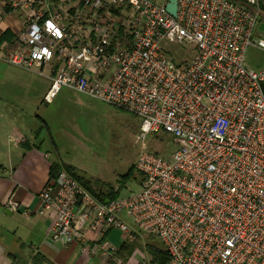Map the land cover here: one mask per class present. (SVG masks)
Instances as JSON below:
<instances>
[{
    "label": "built area",
    "instance_id": "2783aa9c",
    "mask_svg": "<svg viewBox=\"0 0 264 264\" xmlns=\"http://www.w3.org/2000/svg\"><path fill=\"white\" fill-rule=\"evenodd\" d=\"M166 5L0 0V62L45 77L61 61L47 103L68 88L135 114L145 137L165 132L178 146L169 157L139 156L138 193L104 203L63 171L35 212L55 213L54 241L82 243L90 230L95 255L117 251L103 238L119 229L132 242L157 236L166 264H264V69L247 65L250 46L264 49V0H179L176 17ZM15 15L22 25L10 40ZM164 41L195 55L177 63Z\"/></svg>",
    "mask_w": 264,
    "mask_h": 264
},
{
    "label": "rangeland",
    "instance_id": "374dc122",
    "mask_svg": "<svg viewBox=\"0 0 264 264\" xmlns=\"http://www.w3.org/2000/svg\"><path fill=\"white\" fill-rule=\"evenodd\" d=\"M258 32L264 33V25L258 26ZM163 44L177 63L195 55V49L185 44L170 41ZM247 65L255 70L264 69V49L250 46ZM48 82L35 73L0 62V114L28 132L31 138L39 132L44 148L52 149L56 161L65 164L81 181H91L93 186L98 182L105 192H108L106 186H111L120 192L119 197L126 198L143 188L144 176L135 165L143 152L148 150L169 157L176 151L178 146L172 135L160 132L145 137L138 116L95 97L64 88L53 103L44 104L41 101ZM38 116L47 120V127ZM132 168L133 174L127 177ZM125 220L135 227L130 218ZM123 238L122 231H113L107 239L109 248L120 247ZM133 243L139 246L138 251L133 249V254L131 250L128 258L153 264L154 256L147 243L161 245V241L145 236ZM117 251H110L105 261L99 252L94 256L96 264H130L123 263Z\"/></svg>",
    "mask_w": 264,
    "mask_h": 264
},
{
    "label": "crops",
    "instance_id": "0c3cea01",
    "mask_svg": "<svg viewBox=\"0 0 264 264\" xmlns=\"http://www.w3.org/2000/svg\"><path fill=\"white\" fill-rule=\"evenodd\" d=\"M16 18L19 20L15 15L5 23L6 27L11 28L7 35L10 40L14 36L13 30L17 31L22 25ZM60 66L61 61L56 59L46 68L47 74L43 78L49 82L44 97ZM44 97L41 102L51 104ZM38 119L48 126L46 119L40 116ZM14 133L22 135L23 140L13 142L11 136ZM39 138V132L31 138L28 132L0 114V264H96V255L93 254L96 239L90 230H86L87 237L82 243L68 245L63 241H54L50 237V229L55 213L39 215L35 212L42 206L40 194L48 184L52 164L57 162L53 150L44 148ZM50 139H53L52 135ZM10 199L21 203L20 211L9 207ZM115 230H110L107 239ZM126 241L123 238V243L117 248L118 257L123 263L143 264L142 260L128 258L131 249L135 251L139 246L135 244L129 248ZM103 257L105 261L106 257Z\"/></svg>",
    "mask_w": 264,
    "mask_h": 264
},
{
    "label": "trees",
    "instance_id": "16d2710c",
    "mask_svg": "<svg viewBox=\"0 0 264 264\" xmlns=\"http://www.w3.org/2000/svg\"><path fill=\"white\" fill-rule=\"evenodd\" d=\"M132 170H133V168L131 169V171L127 175V177H131V175L133 174ZM63 171H66V172L70 173L71 175H73L84 187H86V189H88L94 196H96L98 199H100L104 203H108L114 199L119 198L120 192L115 191L113 189V187L106 186V188H108V192H105L104 191L105 187L99 185L98 182L95 184V186H93L91 181L85 183V182L81 181V179H79V177H77L71 169H69L67 166H65V164H61L58 161L54 162L52 164L51 171H50V179L48 181V184L49 183L55 184L59 174ZM109 232H107L105 237L103 238L104 241L107 240V236H108ZM150 236L160 240L157 236H153V235H150ZM150 236H148V237H150ZM126 242H127L126 243L127 247H129L130 244L133 245V242H135V241L132 242V241L127 240ZM161 245L164 246L162 241H161ZM161 245H156L155 243H147V246H151V251H152V254L154 256V260H152L153 264H166L169 260V255H168L167 251L164 248H162Z\"/></svg>",
    "mask_w": 264,
    "mask_h": 264
},
{
    "label": "water",
    "instance_id": "95a60500",
    "mask_svg": "<svg viewBox=\"0 0 264 264\" xmlns=\"http://www.w3.org/2000/svg\"><path fill=\"white\" fill-rule=\"evenodd\" d=\"M179 0H167V11L174 17L178 15Z\"/></svg>",
    "mask_w": 264,
    "mask_h": 264
}]
</instances>
